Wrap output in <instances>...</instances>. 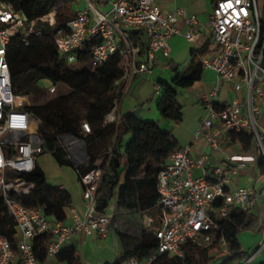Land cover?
<instances>
[{"label":"built area","instance_id":"2783aa9c","mask_svg":"<svg viewBox=\"0 0 264 264\" xmlns=\"http://www.w3.org/2000/svg\"><path fill=\"white\" fill-rule=\"evenodd\" d=\"M78 1L82 8L56 29L50 40L60 60L68 63H77L78 56L87 50L92 68L118 57L123 76L114 85L124 83V87L105 119L107 124L117 126V110L132 79L153 75L159 59L170 54L171 38L182 36L195 47L201 23L197 16L177 6L163 10L157 0ZM54 16L51 11L27 23L21 10L0 0V199L16 230L13 243L0 236V264H47L72 238H106L110 229L109 215L95 209L101 168L79 178L86 207L82 217L72 210L68 220L56 221L47 217L42 208L25 207L19 201L34 191L36 184L26 177L34 172L37 158L47 152L41 122L24 110L25 97L13 93L6 49L16 36L28 48L31 39L42 37V31L35 29L36 21L52 25ZM206 24L214 50L200 63L203 70L215 73V86L209 96L203 97L205 115L191 144L173 151L157 175L159 213L143 217L144 228L157 240V250L143 264H153L160 255L181 259L187 244L203 249L213 245L215 239L230 256L222 221L234 211L249 212L257 198H264V191L255 195L246 188L228 190L230 175L254 163L256 157L241 151L227 153L219 146L227 132H246L253 138L254 150L264 155V129L257 124L264 102V0H215ZM222 83L230 84L235 96L217 105L215 95ZM155 89L159 91V85ZM54 90V86L49 88L51 93ZM80 127L81 135L90 132L87 123L82 122ZM198 142L203 149L193 155V146ZM58 144L75 166L85 162L82 139L61 135ZM206 150L220 151L221 164L229 170L215 166L206 173ZM195 170L203 174L193 176ZM40 235L50 237L45 263H40L33 251V241ZM262 250L264 241L237 264H252ZM122 264L140 261L129 258Z\"/></svg>","mask_w":264,"mask_h":264},{"label":"trees","instance_id":"16d2710c","mask_svg":"<svg viewBox=\"0 0 264 264\" xmlns=\"http://www.w3.org/2000/svg\"><path fill=\"white\" fill-rule=\"evenodd\" d=\"M11 3L17 10L28 0H2ZM32 10L26 18L27 23L55 12L54 23L36 21L35 29L42 31L40 38L45 43L44 48L36 56H32L19 36L12 38L6 49V60L9 66L12 90L15 95L25 96L23 81L32 70H38L43 63L48 65L59 63L64 68L51 40V34L63 27L74 18L75 14L68 8V0H29ZM62 4V5H61ZM36 44V43H35ZM90 48V47H89ZM206 51L193 49L188 65L182 70L171 69L173 77L169 82L158 80L160 88L156 110L161 118L175 124L181 122L182 106L177 101L178 91L193 86L202 78L201 59ZM90 52L87 50L78 56L76 65L91 67ZM62 61V62H61ZM264 67V61H262ZM92 68V67H91ZM123 76L118 57L108 59L104 64L92 68L85 74V94L92 98L88 104L86 123L90 132L81 135L80 121L67 112L68 99L62 94L43 106H26L25 111L31 112L40 122L44 130L43 140L45 152L50 153L60 166H70L76 172L77 180L92 169H103V174L96 192V212L106 213L111 200H115L116 213L112 214L109 228L117 222L120 216L127 215L137 223L142 230L137 237L120 233L124 242V252L111 264H122L129 258L144 261L157 250V240L153 233L143 227L144 215L154 217L159 213L157 202V175L170 154L179 149L175 138L161 130L156 122L144 121L130 113L119 116L118 125L107 124L105 119L114 107V101L121 96L124 83L115 86L114 83ZM50 77L43 73L42 78ZM70 135L85 142L87 158L79 166H75L68 154L58 144V137ZM128 137V139H126ZM264 143V141H262ZM238 145L241 152L248 153L254 149L253 138L246 132H227L220 141V148L227 150ZM258 167L264 173V155L260 154ZM36 184L34 191L19 201L25 207L42 208L44 214L56 221H65V208L70 206V194L47 183L43 172L36 166L34 172L26 177ZM137 216V217H136ZM16 233L13 219L0 199V236L13 243ZM229 249L233 257L227 256L218 261L213 260L210 251L216 245L198 248L187 244L181 259L168 255H160L153 264H232L238 255L240 245L236 232L226 235ZM218 238V236L216 237ZM128 240V242H126ZM50 241L48 235H40L33 241V251L40 263L46 261V247ZM59 262L81 264L79 253L74 249L62 248L56 255ZM264 264V263H259Z\"/></svg>","mask_w":264,"mask_h":264},{"label":"crops","instance_id":"0c3cea01","mask_svg":"<svg viewBox=\"0 0 264 264\" xmlns=\"http://www.w3.org/2000/svg\"><path fill=\"white\" fill-rule=\"evenodd\" d=\"M157 1L159 6L163 10H171L175 6V0ZM200 1L203 3V7L197 11V16L201 23L199 27V39L197 41V45L195 47L190 45L182 36H175L171 38L169 41L170 54L166 58L162 57L159 59L154 69L153 75L135 77L129 83L127 91L125 92L118 107V116L125 113H130L136 118L144 121H156L162 131L170 133L174 138L175 136L172 133H181L178 130H175L171 121L159 117L157 111H155L156 102L159 98L160 93V88L159 91H156L155 85L157 84L158 80L169 82L173 77L171 69L173 67H177L180 71L181 67L186 64V61H189L190 53L193 49L206 51V56H208L212 52V50H214L211 31L206 23L209 19V13L211 11L210 7L212 9L215 0H195L192 3L195 4ZM68 8L75 14L77 10L82 8V3L78 0H68ZM204 10H209V13L206 14ZM183 30L184 29L182 27V31ZM215 81L216 76L213 71L203 70L201 80L194 84L199 86L202 90V93L199 96V100L196 102H199L203 114L205 112L203 97H207L212 93L215 86ZM234 96L235 94L232 91L231 85L222 83L219 86V91L215 95L214 101L217 105H220L230 102ZM90 102H92V100ZM86 113L87 109L85 111V117ZM84 122L86 123V119L84 120ZM257 124L259 129H264V102L261 103V114L258 117ZM199 125L200 120L197 121L195 126L192 127V129L188 132L189 135L184 140H178L177 138H175L179 148H183L191 144L192 134L197 131ZM126 139H128V137ZM193 147V155H197L203 149L200 142L194 144ZM223 151L227 153L239 152L240 148L238 145H235ZM205 152H207L209 155V161L205 164L206 173L209 174L210 169L215 166H221L223 169L229 170L227 165L221 164L222 155L220 154V151L213 152L206 150ZM248 153L251 155H255V162L252 164H248L245 168L238 171L236 175H230L228 190L232 191L237 188H246L257 195L261 191H264V173H262L258 167L260 154L254 149ZM202 174L203 171L201 170L193 171V176L198 177ZM58 188L67 191L63 185H59ZM82 192V186L78 196H76L75 192L73 194L68 192L71 197V202L70 206L66 207L64 210L67 220L69 219L72 210H74L81 217L86 212V207L82 199ZM115 213L116 203L113 199L109 203L106 214H108L109 218H111L112 214ZM222 229L226 235H230L236 232V237L240 245V249L238 255L234 257L233 264H237L255 247L256 244L264 241V198H257L255 206L247 213L234 211L226 220L222 221ZM140 230L142 229L137 223L133 222V220L131 221L130 217H128L127 215H124L120 216L119 220L115 222L113 224V227L109 229V233L106 238H100L96 235H89L85 237L76 236L72 238L70 242L64 246V248L76 250L80 255L81 264H111L122 255L125 249L124 242L121 239L120 233H125L126 235L137 237ZM126 242H128V240H126ZM217 249H221L224 252V256L222 258L229 256L225 254L224 249L218 247V245L216 244L210 251L211 257V253L217 252ZM227 251L229 252L230 257H233L232 251H230L229 249V245ZM259 263H264V250H262V252L257 256L252 264ZM47 264L67 263L59 262L55 257L47 261Z\"/></svg>","mask_w":264,"mask_h":264},{"label":"rangeland","instance_id":"374dc122","mask_svg":"<svg viewBox=\"0 0 264 264\" xmlns=\"http://www.w3.org/2000/svg\"><path fill=\"white\" fill-rule=\"evenodd\" d=\"M194 1L195 0H175L174 3L175 6L197 16V11L203 7V3L200 1L193 4L192 2ZM260 6L261 4L259 3V8ZM31 10L32 2L28 0L22 6V15L25 19L30 15ZM204 11L206 14L209 13V10ZM35 43L32 42V47L28 49L32 56H36L40 51H42L45 45L41 39L39 41L36 40ZM188 62L189 61L187 60L184 66L188 65ZM62 63H64V68L60 67L59 63L48 65V62H45L40 67V69H34L27 74L23 81V87L26 94L23 96L26 99L25 105L40 107L56 98L59 94H62L68 99V106L66 109L67 112L71 115H74L81 124L85 120V111L87 109V105L92 100V98H89L85 94L84 88L85 74L91 72L92 68L76 65V63H68L65 61ZM184 66L181 67V70L184 69ZM43 73H48L50 77L42 78ZM52 86H54L55 90L51 93L49 92V88ZM201 93L202 90L197 85H193L186 89H180L178 91L177 101L182 106L183 117L181 122L178 124L172 122L175 130L181 132L172 133L178 140H184L187 138L189 135L188 132L192 129V127L195 126L197 121L200 120L201 123L205 115V112L204 114L202 113L199 102H196L199 100ZM155 111H157L156 108ZM194 134L195 133L192 134V139ZM36 164L38 169L43 172L49 185L54 187L63 185L68 192L72 194L75 192L76 196L79 195L81 191V185L78 182L76 172L72 167L58 165L50 153L41 154L37 158ZM211 255L213 260L218 261L222 259L224 252L221 249H217V252H212ZM140 264H143V260L140 261Z\"/></svg>","mask_w":264,"mask_h":264},{"label":"water","instance_id":"95a60500","mask_svg":"<svg viewBox=\"0 0 264 264\" xmlns=\"http://www.w3.org/2000/svg\"><path fill=\"white\" fill-rule=\"evenodd\" d=\"M40 132H41L42 135L44 134V130H43L42 127H40Z\"/></svg>","mask_w":264,"mask_h":264}]
</instances>
